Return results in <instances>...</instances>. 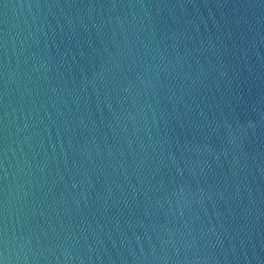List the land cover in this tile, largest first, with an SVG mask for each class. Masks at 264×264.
<instances>
[{
  "label": "water",
  "instance_id": "1",
  "mask_svg": "<svg viewBox=\"0 0 264 264\" xmlns=\"http://www.w3.org/2000/svg\"><path fill=\"white\" fill-rule=\"evenodd\" d=\"M3 264H264V0H0Z\"/></svg>",
  "mask_w": 264,
  "mask_h": 264
},
{
  "label": "snow or ice",
  "instance_id": "2",
  "mask_svg": "<svg viewBox=\"0 0 264 264\" xmlns=\"http://www.w3.org/2000/svg\"><path fill=\"white\" fill-rule=\"evenodd\" d=\"M0 264H3V261L2 260H0Z\"/></svg>",
  "mask_w": 264,
  "mask_h": 264
}]
</instances>
